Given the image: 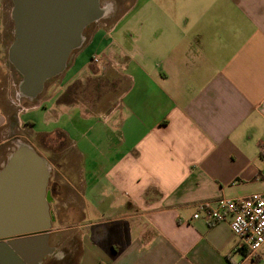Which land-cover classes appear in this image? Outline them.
<instances>
[{
    "label": "crops",
    "instance_id": "obj_1",
    "mask_svg": "<svg viewBox=\"0 0 264 264\" xmlns=\"http://www.w3.org/2000/svg\"><path fill=\"white\" fill-rule=\"evenodd\" d=\"M126 2L41 95L0 97V171L20 143L48 161L50 244L74 232V264H264L229 219H193L264 192V0Z\"/></svg>",
    "mask_w": 264,
    "mask_h": 264
},
{
    "label": "water",
    "instance_id": "obj_2",
    "mask_svg": "<svg viewBox=\"0 0 264 264\" xmlns=\"http://www.w3.org/2000/svg\"><path fill=\"white\" fill-rule=\"evenodd\" d=\"M12 1L15 38L8 57L22 77L20 96L35 99L48 81L65 71L72 52L82 45L84 30L101 19L104 9L101 0ZM50 174V164L33 146L18 145L0 171V236L25 226L28 217L22 209L52 201L46 192ZM48 216L39 229L44 233L0 242V264H41L56 254ZM33 218L31 214L29 220Z\"/></svg>",
    "mask_w": 264,
    "mask_h": 264
},
{
    "label": "built area",
    "instance_id": "obj_3",
    "mask_svg": "<svg viewBox=\"0 0 264 264\" xmlns=\"http://www.w3.org/2000/svg\"><path fill=\"white\" fill-rule=\"evenodd\" d=\"M102 58L95 56L92 62L101 64ZM195 220L209 224L225 222L239 238L238 251L255 258L264 247V192L253 193L246 198H219L198 203L193 215Z\"/></svg>",
    "mask_w": 264,
    "mask_h": 264
},
{
    "label": "rangeland",
    "instance_id": "obj_4",
    "mask_svg": "<svg viewBox=\"0 0 264 264\" xmlns=\"http://www.w3.org/2000/svg\"><path fill=\"white\" fill-rule=\"evenodd\" d=\"M112 1L114 2L115 6H118L117 13H123L128 8V4L126 0H101V7L105 8ZM2 2H3V15H2L3 23L0 28V40L2 45L1 62L3 65L4 73L2 74L3 89L0 92V97H2L4 101L5 96H7L8 101H10V98L20 97L19 84L22 80V77L15 70L13 65L10 63L8 57L9 47L11 46L15 38V26L12 19L13 1L2 0ZM74 234H75L74 232H69V234H64L59 242H54V239L55 240L57 239L58 234H53V237L51 238L52 240L51 243L55 244V246L58 247L59 250L58 252L63 253V255L65 254L66 257L64 259L61 258L58 259L56 257L58 255H55V259H53L52 261L47 259L45 261V264H74V260L72 256L68 257V255H70L68 251L70 250L72 251L74 248H79L77 242L73 241Z\"/></svg>",
    "mask_w": 264,
    "mask_h": 264
},
{
    "label": "flooded vegetation",
    "instance_id": "obj_5",
    "mask_svg": "<svg viewBox=\"0 0 264 264\" xmlns=\"http://www.w3.org/2000/svg\"><path fill=\"white\" fill-rule=\"evenodd\" d=\"M50 188H52V187H50ZM49 194H50V197L52 199L53 194H52L51 189H50ZM46 202L47 203H45L43 206H40V207H35V208H30V209L28 207V208L22 209L23 216L28 217V219L27 218L25 220L23 219L24 220L23 224H25V226H23L22 228L11 230L5 236H0V242H8L11 240L23 239V238L31 237V236H34L37 234L40 235V234L44 233V232L40 231L39 229L43 228L42 222L45 219V215L47 213H49V215L52 214V202H48V201H46ZM31 214H33V217H35V218H33L34 219L33 221L29 220V217ZM33 222H37V223L34 225H30ZM50 237H51V235H50ZM51 246H53L55 248L56 252L59 251L58 247H56L55 244L51 243ZM47 259L52 261L53 259H55V254L52 256H47L41 264H45V261Z\"/></svg>",
    "mask_w": 264,
    "mask_h": 264
},
{
    "label": "trees",
    "instance_id": "obj_6",
    "mask_svg": "<svg viewBox=\"0 0 264 264\" xmlns=\"http://www.w3.org/2000/svg\"><path fill=\"white\" fill-rule=\"evenodd\" d=\"M51 81V80H50ZM49 82V81H48Z\"/></svg>",
    "mask_w": 264,
    "mask_h": 264
}]
</instances>
